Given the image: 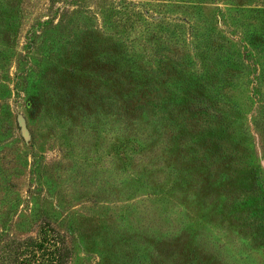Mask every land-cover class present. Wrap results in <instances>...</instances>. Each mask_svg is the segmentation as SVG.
<instances>
[{"label":"rangeland","instance_id":"rangeland-1","mask_svg":"<svg viewBox=\"0 0 264 264\" xmlns=\"http://www.w3.org/2000/svg\"><path fill=\"white\" fill-rule=\"evenodd\" d=\"M245 44L264 49V0H0V264L44 220L70 264H264V116L234 110L264 51Z\"/></svg>","mask_w":264,"mask_h":264},{"label":"trees","instance_id":"trees-1","mask_svg":"<svg viewBox=\"0 0 264 264\" xmlns=\"http://www.w3.org/2000/svg\"><path fill=\"white\" fill-rule=\"evenodd\" d=\"M206 29H211L212 27H207L205 25ZM201 31H196L194 34H200ZM198 36V35H197ZM141 45V43H139ZM247 44L244 45L242 52L237 46L235 47V50L237 52L235 53L236 57L242 58V61L245 60L248 62L252 61V64L254 62L258 65V56L262 57V52L264 51L263 48H259L257 45L249 46ZM204 46L195 47V50L200 53H206L207 47L203 48ZM144 52H147V48L145 45H143ZM234 53V52H233ZM256 53V54H255ZM254 55H257L256 61L254 58ZM166 56L164 58H160L157 66L155 67L157 72H161L162 69H166V67H169L167 65ZM190 59V60H188ZM170 62L173 64L175 69L179 68L180 70L186 71L187 74H191L193 76H196L200 81L204 79L206 75L211 74V83L214 85L217 89H223V77H222V68L217 67L216 65L213 68H209V70H195L198 69V66L201 65L203 60H198V57L196 56H190L188 54H178L170 57ZM208 60V59H207ZM207 64V61L205 65ZM255 64V65H256ZM152 65V64H151ZM156 65V64H155ZM209 65V64H208ZM256 65V66H257ZM207 66V65H206ZM263 65L260 64V69ZM208 68V66H207ZM260 69H256L257 71ZM264 70V68H263ZM261 69V71H263ZM232 77V80H227L226 83H232V86L235 87L236 83L240 80V78H234ZM245 81V79H243ZM249 80V78H248ZM256 86L248 90L247 97L242 99L243 102L239 104H235V109L238 110L239 108H243L245 112H248L249 109L251 110L252 107H255L257 105L256 109H258L261 113H263L264 116V82L263 80L260 81V76L257 77L254 80ZM216 89V90H217ZM250 94V95H249ZM151 94H144L146 100L152 101L153 98L150 96ZM249 95V96H248ZM216 96L208 94V96L204 98L199 97L200 99V105H198L199 110V116L204 119V122L208 124L209 119H211V112L214 111L216 107L210 105V99L215 98ZM209 101V103H208ZM153 102V101H152ZM155 105V103L153 102ZM209 104V105H208ZM154 109V113L158 115H163V111L159 108L157 105L152 106ZM255 109V108H254ZM210 112V114H209ZM263 118V117H261ZM260 126L261 124L258 123ZM262 127V126H261ZM264 138V136H263ZM261 149L263 151L264 156V139L261 138ZM252 156L251 159L253 160L255 157L254 151L251 150ZM252 165L254 162H252ZM256 165L258 167H262L259 163L256 162ZM52 221L50 220H44L41 224V229L39 232V235L37 238L29 237L26 240L18 241L16 242V246L13 249V252H9V254L4 256V260L6 264H70L72 258H73V249L70 246V243L68 241V237L63 232L59 231L52 225Z\"/></svg>","mask_w":264,"mask_h":264},{"label":"water","instance_id":"water-1","mask_svg":"<svg viewBox=\"0 0 264 264\" xmlns=\"http://www.w3.org/2000/svg\"><path fill=\"white\" fill-rule=\"evenodd\" d=\"M19 123H20V126H21V128H22V132H23V135L26 137V138H29V131H28V129H27V126H26V122H25V120H24V118L23 117H20L19 118Z\"/></svg>","mask_w":264,"mask_h":264}]
</instances>
